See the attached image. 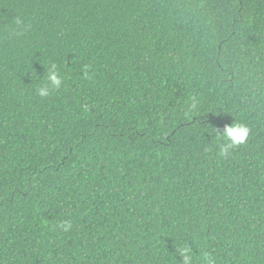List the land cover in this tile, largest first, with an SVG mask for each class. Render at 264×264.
<instances>
[{"label":"trees","instance_id":"trees-1","mask_svg":"<svg viewBox=\"0 0 264 264\" xmlns=\"http://www.w3.org/2000/svg\"><path fill=\"white\" fill-rule=\"evenodd\" d=\"M235 122L247 144L204 150ZM185 243L264 264V0H0V264H182Z\"/></svg>","mask_w":264,"mask_h":264},{"label":"clouds","instance_id":"clouds-1","mask_svg":"<svg viewBox=\"0 0 264 264\" xmlns=\"http://www.w3.org/2000/svg\"><path fill=\"white\" fill-rule=\"evenodd\" d=\"M15 28L11 30L12 36H22L30 25L26 24L25 21L17 16L14 20ZM87 75V72H85ZM63 84V80L57 71V66L52 64L47 70V82L36 88V94L41 98L49 97L52 94V90H59ZM197 108V102L193 100L190 106V111ZM251 135V128L242 122H235L233 124L226 125L221 134L216 135L215 140L218 141L216 145L211 147H205V151L209 152L214 146L216 148V154L220 158L227 159L233 152L240 146L245 145L249 141ZM63 231L67 232L71 229L72 224L70 222H63L59 225ZM178 256L182 258V264H197V257L194 255L193 248L188 244H183L176 250ZM199 264H217V258L206 252L202 251L199 256Z\"/></svg>","mask_w":264,"mask_h":264}]
</instances>
